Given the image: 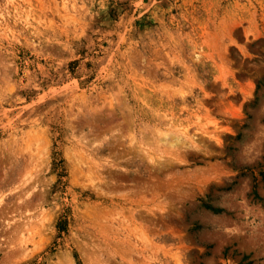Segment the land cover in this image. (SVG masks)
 Listing matches in <instances>:
<instances>
[{
    "label": "rangeland",
    "instance_id": "1",
    "mask_svg": "<svg viewBox=\"0 0 264 264\" xmlns=\"http://www.w3.org/2000/svg\"><path fill=\"white\" fill-rule=\"evenodd\" d=\"M0 264H264V0H0Z\"/></svg>",
    "mask_w": 264,
    "mask_h": 264
}]
</instances>
